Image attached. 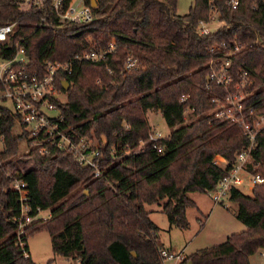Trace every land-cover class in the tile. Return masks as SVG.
<instances>
[{
  "label": "trees",
  "instance_id": "obj_1",
  "mask_svg": "<svg viewBox=\"0 0 264 264\" xmlns=\"http://www.w3.org/2000/svg\"><path fill=\"white\" fill-rule=\"evenodd\" d=\"M209 1L193 0L179 17L177 0H95L92 22L68 28L39 27L38 15L20 0H0V25L16 26L11 41L0 46V59H13L23 49L34 71H43L46 63L71 62L72 74L57 77L58 91L66 95L65 102L55 101L61 126L75 140L91 141L103 156L96 177L71 153L50 148L39 155L28 141L24 157L33 165L21 171L17 152L24 137L12 135L15 117L0 107V264H34L27 238L40 231L49 234L54 255L79 264H164L158 228L145 205L167 199L162 214L170 226L186 230V209L195 206L187 194L214 189L249 147L239 126L212 113L214 100L224 101V89L211 79L209 48L241 43L231 78L247 74L243 102L264 114V0H240L236 10L215 2L225 25L201 38L196 27L208 19ZM85 3L90 6V0ZM112 40L115 49L104 59L74 60L106 49ZM127 59L134 68L125 69ZM62 81L69 83L67 92ZM152 112H159L170 130L159 141L148 139ZM251 156L254 172L264 178V128ZM216 157L229 165L216 166ZM8 175L26 184L30 218L49 211L48 218L28 224L25 234L18 235L21 205ZM229 200L246 229L180 264H249V256L264 250V183L251 196L232 189Z\"/></svg>",
  "mask_w": 264,
  "mask_h": 264
},
{
  "label": "built area",
  "instance_id": "obj_2",
  "mask_svg": "<svg viewBox=\"0 0 264 264\" xmlns=\"http://www.w3.org/2000/svg\"><path fill=\"white\" fill-rule=\"evenodd\" d=\"M24 8L34 11L38 15L39 27H73L88 25L92 22L93 16L91 7L86 5L85 0H20ZM223 2L231 10L239 7L240 0H210V13L207 20L198 22L196 34L205 38L213 32L221 29L225 23L219 19L218 9L215 2ZM256 5L253 6L255 10ZM216 25L212 31L210 28ZM16 32L15 25H0V46L11 41ZM89 40H91L89 38ZM258 43V42H257ZM18 46V44H16ZM242 45L234 40L230 43H222L209 48L211 57L209 68L211 79L215 84L224 89V101L216 99V110L212 111L217 119L228 121L239 126L249 141V147L236 156L235 162L229 166L218 181L216 187L206 194L214 202L222 204L229 201L232 189L239 190L245 187L253 190L264 183V178L255 173L254 159L251 156V149L257 135L264 128V114L259 115L255 110L244 104L246 94L243 92L247 82V74L242 71L236 73L239 81L233 80L232 69L233 58L240 51ZM115 49L114 41H110L107 48L89 50L74 57L75 61H99L104 59ZM72 63H46L43 71L31 70L27 66V59L23 49H18L15 57L10 60L0 59V103H8V106H0L8 109L18 121L21 135L26 143L31 141L33 149L39 155H45L50 148L67 151L72 154L75 161L85 168L94 171L96 177L101 174L102 153L91 141L81 138L78 141L71 137L61 126L62 118L59 115L55 101L60 100L62 94L57 88V77L65 72L72 74ZM135 67V62L127 59L125 69ZM62 102V101H61ZM192 114L191 109L184 111ZM165 138L160 131H152L149 134V141H159ZM3 138L0 137V143ZM104 144L105 141L102 140ZM214 164L225 169L229 164L221 157H216ZM252 168L253 170H250ZM11 178V176L8 175ZM11 189L19 194L21 205L20 217L17 221L18 235L25 234V227L38 216L30 218L26 197V184L23 180L11 178ZM227 207V205H226ZM264 251V250H263ZM160 256L163 260H177L179 264L183 258L174 257L171 252L161 249Z\"/></svg>",
  "mask_w": 264,
  "mask_h": 264
},
{
  "label": "rangeland",
  "instance_id": "obj_3",
  "mask_svg": "<svg viewBox=\"0 0 264 264\" xmlns=\"http://www.w3.org/2000/svg\"><path fill=\"white\" fill-rule=\"evenodd\" d=\"M192 1L177 0V16H185ZM216 28L217 26L213 25L210 29L214 31ZM59 98L62 102L66 101L64 93ZM5 105L8 106L9 104L0 103V106ZM185 116L188 117L185 120L186 123L193 120L190 114ZM147 117L151 132L160 131L165 137L170 133L159 112L148 113ZM12 135L14 137L21 135L17 120L13 124ZM28 152L26 141L24 139L20 140L17 156L18 160L21 161L19 164L21 171H25L33 165L31 160L24 157ZM239 191L246 196L252 195V190L247 189L246 186L239 188ZM187 196L195 203V206L186 209L185 217L188 223L186 230L170 226L166 216L162 214V207L167 202V199L158 200V202L151 205H145L146 211L150 212L151 221L158 228L157 242L159 247L171 252L174 257H187L196 251L222 244L231 234H237L246 229L244 224L236 219L237 205L230 200L218 204L214 203L206 193L192 192L188 193ZM48 216L49 211H42L37 219H46ZM27 246L34 264H79L76 260L54 255L51 250L50 236L45 231L29 236L27 238ZM164 264H179V261L164 260ZM249 264H264V251L259 250L249 256Z\"/></svg>",
  "mask_w": 264,
  "mask_h": 264
},
{
  "label": "water",
  "instance_id": "obj_4",
  "mask_svg": "<svg viewBox=\"0 0 264 264\" xmlns=\"http://www.w3.org/2000/svg\"><path fill=\"white\" fill-rule=\"evenodd\" d=\"M95 6H96L95 0H90V7L95 8ZM61 87H62L64 92H67L70 86H69L68 82L62 81ZM132 255L135 256L133 253H132ZM187 264H191V263L188 262Z\"/></svg>",
  "mask_w": 264,
  "mask_h": 264
},
{
  "label": "crops",
  "instance_id": "obj_5",
  "mask_svg": "<svg viewBox=\"0 0 264 264\" xmlns=\"http://www.w3.org/2000/svg\"><path fill=\"white\" fill-rule=\"evenodd\" d=\"M150 213V212H149Z\"/></svg>",
  "mask_w": 264,
  "mask_h": 264
}]
</instances>
